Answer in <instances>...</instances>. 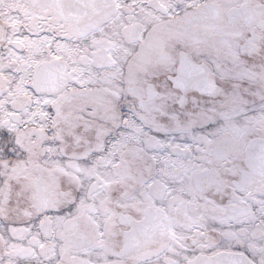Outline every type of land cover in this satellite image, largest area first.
I'll list each match as a JSON object with an SVG mask.
<instances>
[{
    "label": "snow or ice",
    "instance_id": "snow-or-ice-1",
    "mask_svg": "<svg viewBox=\"0 0 264 264\" xmlns=\"http://www.w3.org/2000/svg\"><path fill=\"white\" fill-rule=\"evenodd\" d=\"M0 264H264V0H0Z\"/></svg>",
    "mask_w": 264,
    "mask_h": 264
}]
</instances>
